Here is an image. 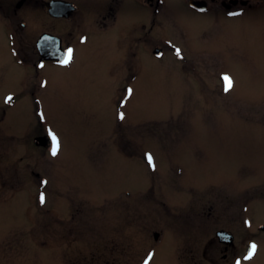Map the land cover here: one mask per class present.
I'll return each instance as SVG.
<instances>
[{
	"label": "rangeland",
	"instance_id": "1",
	"mask_svg": "<svg viewBox=\"0 0 264 264\" xmlns=\"http://www.w3.org/2000/svg\"><path fill=\"white\" fill-rule=\"evenodd\" d=\"M208 22L194 18L188 41L172 31L163 36L187 56L204 50L222 58L201 64L145 57L128 95L114 96L119 64L110 62L116 54L101 37L77 48L69 67L46 66L39 73L46 86L37 94L42 125L55 131L61 148L39 164L31 140L40 125L20 81L34 72L0 57V91L21 93L5 128L13 140L29 142V165L48 178L43 205L31 184L17 207L0 204V241L11 230L19 236L28 222L26 251L2 252L0 264H144L150 253L148 264H208L216 243L203 257V242L219 228L240 233L241 223L259 245L248 264H264V233L257 229L264 225V29L252 20L202 43L198 30ZM204 72H227L231 92L212 94L209 80L205 95L197 94L193 78ZM116 130L124 153L107 137Z\"/></svg>",
	"mask_w": 264,
	"mask_h": 264
},
{
	"label": "flooded vegetation",
	"instance_id": "2",
	"mask_svg": "<svg viewBox=\"0 0 264 264\" xmlns=\"http://www.w3.org/2000/svg\"><path fill=\"white\" fill-rule=\"evenodd\" d=\"M229 13L240 14L229 15ZM196 17L209 18L207 24L200 26L197 38L202 43H213L215 38L224 37L230 25L246 29L248 22L257 20L262 22L258 30L264 29V0H0V42L4 40V44L0 43V49L4 50L0 57L8 55L24 71L34 72L31 77L25 76L20 78V81L22 94L32 99L40 125L31 140L32 149L38 156L37 164L45 157L54 158L50 154L49 132L55 133V131L42 125L40 110L42 103L39 102L37 95L39 90L46 86L47 78L39 76L46 66L62 69L69 67L77 48L83 46L86 48L93 43V39L97 40L101 37V42L110 55L112 51L116 54L110 62L116 61L119 64L118 80L112 85L114 96L128 95L135 90L133 82L139 79V66L145 57L162 60L170 55L177 62L185 63L187 59L201 64L222 58L219 54L209 55L204 50H193L187 56L176 42L168 38L170 36H163L165 31H172L174 33L172 35H178L182 40L188 41L187 27H190ZM232 46L233 44L224 43L226 50L232 51ZM69 48L73 50V58L68 65H62L60 61ZM176 49L181 50L179 56L176 54ZM203 74V79L193 78L196 80L197 94L205 95V83L208 84L209 80L214 81L212 94L219 96L227 94L223 91L224 83L221 79L224 75L230 77L227 72ZM230 78L234 86V79ZM19 94L21 93L15 95L9 91H0V204L7 202L12 204L11 207H17L22 196H24L23 200H27L25 194L28 195L29 184L37 188L39 196L48 186V178L39 172L40 167L29 165V142L13 140L8 135L7 112L16 104V96ZM8 96H12L13 100L6 104L5 99ZM5 124L8 129L5 128ZM119 131L116 130L107 137L122 152ZM55 135L60 142L59 136L56 133ZM128 138L136 139L135 136ZM36 200L39 205V197ZM24 212L29 218L28 208ZM261 226L264 227L263 224L257 225V229L261 231L260 233H264V228L261 229ZM27 228L28 222L19 236L16 235V231L11 230L10 237L0 241L1 259L2 252L11 254L13 250L26 251L24 244L28 239ZM220 230L232 236L231 242L220 241L217 236ZM250 230L252 228L248 225L243 226L242 223L240 233L226 228L215 230L210 240L203 242L202 256L206 255L205 251L214 243H216L217 255L205 261L208 264H236L237 261H240V264H248L259 249L257 238L252 236ZM158 238L153 237V240L158 241ZM251 244L257 246L256 252L250 260H246Z\"/></svg>",
	"mask_w": 264,
	"mask_h": 264
},
{
	"label": "snow or ice",
	"instance_id": "3",
	"mask_svg": "<svg viewBox=\"0 0 264 264\" xmlns=\"http://www.w3.org/2000/svg\"><path fill=\"white\" fill-rule=\"evenodd\" d=\"M239 14L240 13H229V15H239ZM176 54L179 56L181 54V50L176 49ZM72 58H73V50L69 48L64 52L63 58L61 59L60 63L62 65H68L71 62ZM221 79L223 80V83H224L223 91L225 93H228L233 88V81L227 75L222 76ZM130 92H131V90H129V93ZM12 100H13V97L8 96L5 99V103L6 104L10 103ZM121 107H123V103H121ZM118 118L121 120L124 119V114L120 113ZM49 136L51 138V153L50 154L53 157H55L58 154V151L60 149V142H59L57 136L55 135V133L50 131ZM147 163H148V165L152 166L153 170H155V165L153 164V158L151 155L147 156ZM39 202L41 205H43L45 203V196L43 193L40 194ZM256 248H257V246L255 244L250 245V249L247 253V256L245 257L246 260H250L252 258V256L256 252ZM151 258H152V254L150 253L148 256V259L145 260L144 264H148V262ZM236 264H240V261H237Z\"/></svg>",
	"mask_w": 264,
	"mask_h": 264
},
{
	"label": "water",
	"instance_id": "4",
	"mask_svg": "<svg viewBox=\"0 0 264 264\" xmlns=\"http://www.w3.org/2000/svg\"><path fill=\"white\" fill-rule=\"evenodd\" d=\"M38 140H40L41 138H37ZM261 229H263L264 227H260ZM217 236L220 239V241L229 243L232 240V236L230 234H228V232L224 231V230H220L217 232ZM154 239L158 238V233H154L153 234Z\"/></svg>",
	"mask_w": 264,
	"mask_h": 264
}]
</instances>
